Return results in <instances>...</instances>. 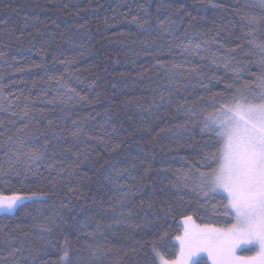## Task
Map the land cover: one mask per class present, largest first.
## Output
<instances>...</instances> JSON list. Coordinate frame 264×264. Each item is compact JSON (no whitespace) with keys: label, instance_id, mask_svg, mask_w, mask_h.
Here are the masks:
<instances>
[{"label":"trees","instance_id":"trees-1","mask_svg":"<svg viewBox=\"0 0 264 264\" xmlns=\"http://www.w3.org/2000/svg\"><path fill=\"white\" fill-rule=\"evenodd\" d=\"M260 43V0H0V190L40 196L0 212V264H62L65 240L72 264H158L182 215L229 223L224 194L182 179L207 170L214 94L264 91ZM19 142L42 159L17 161Z\"/></svg>","mask_w":264,"mask_h":264},{"label":"snow or ice","instance_id":"snow-or-ice-1","mask_svg":"<svg viewBox=\"0 0 264 264\" xmlns=\"http://www.w3.org/2000/svg\"><path fill=\"white\" fill-rule=\"evenodd\" d=\"M260 2L264 6V0ZM245 19L250 26L257 23L254 17ZM256 47L261 57L260 64L264 67V43ZM212 62L216 63V59ZM228 66L225 63V68ZM259 79L261 88H264V75ZM226 89L231 94H214L211 101L213 111L203 115L200 121L201 132L215 142L214 150L204 154L202 166L207 165V170L189 169L183 174L182 184L205 202L217 194H224L223 214L231 220L224 227H218L212 223H196L192 215H182L180 226L183 232L175 237L179 241V254L169 261L153 245L152 252L158 264H199L201 253L207 254L211 264H264V91L257 94L247 86L237 87L235 82L227 84ZM187 113L191 117L196 115L193 109H188ZM78 131L72 135L77 136ZM24 147L23 142L17 144L13 153L17 161L23 159L35 165L42 159L41 152L24 151ZM39 198L37 193L25 197L10 188L0 190V212L12 213L26 199ZM60 207L71 211L69 205L61 204ZM161 211L175 218L171 205ZM42 230L51 232L47 226H42ZM96 234L87 233L93 237ZM64 247L60 260L62 264H72L67 240ZM240 250L255 254L239 256L237 252ZM19 251L14 248L9 255L14 256Z\"/></svg>","mask_w":264,"mask_h":264},{"label":"rangeland","instance_id":"rangeland-1","mask_svg":"<svg viewBox=\"0 0 264 264\" xmlns=\"http://www.w3.org/2000/svg\"><path fill=\"white\" fill-rule=\"evenodd\" d=\"M20 195H21V194H20ZM22 196H25V197H31V195H22ZM13 212H14V211H13ZM196 223H197V222H196ZM176 242H177L178 245H179V241L176 240ZM179 250H180V248H179ZM240 251H242V250H240ZM240 251L237 252V255H239V256H251V255H254V254H255V253H252V254L244 255V254H241ZM200 256H202V257H206V259H207V260L210 262V264H211V261L207 258V254H206V253H201ZM168 260H169V259H168ZM169 261H171V260H169Z\"/></svg>","mask_w":264,"mask_h":264}]
</instances>
